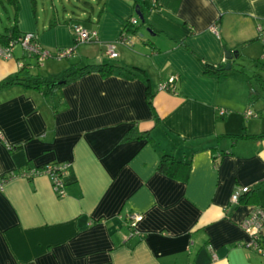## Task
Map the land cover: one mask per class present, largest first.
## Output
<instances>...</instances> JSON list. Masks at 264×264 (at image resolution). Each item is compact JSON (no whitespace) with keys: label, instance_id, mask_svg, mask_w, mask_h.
I'll return each instance as SVG.
<instances>
[{"label":"crops","instance_id":"0c3cea01","mask_svg":"<svg viewBox=\"0 0 264 264\" xmlns=\"http://www.w3.org/2000/svg\"><path fill=\"white\" fill-rule=\"evenodd\" d=\"M134 1H84L79 16L60 18L54 9V23L46 24L36 0H18V30L35 33L42 47H71L74 23L98 40L40 65L15 47L0 57V80L20 63L24 74L49 75L105 61L138 66L150 80L147 89L138 78L91 72L58 95L18 85L0 91V264H264L241 226L254 207L264 209V138L225 136L264 133V88L252 84L251 92L236 69L205 74L202 66L236 50L234 67L257 71L264 0H139L145 20L130 34L124 25L136 15ZM124 32L130 45L119 40ZM174 76L175 92L158 89ZM163 153L190 162L185 180L157 170ZM51 163H69L62 197L48 175L20 176ZM240 187L256 189V197L232 204ZM135 214L141 219L132 231L128 216Z\"/></svg>","mask_w":264,"mask_h":264},{"label":"trees","instance_id":"16d2710c","mask_svg":"<svg viewBox=\"0 0 264 264\" xmlns=\"http://www.w3.org/2000/svg\"><path fill=\"white\" fill-rule=\"evenodd\" d=\"M9 4L12 5L14 13L13 18L11 19V24L9 27L5 28L4 31L0 32V47L2 48H9L11 44H15L19 37H21L26 32H20L17 28L16 24V15L18 10V0H8ZM134 6L137 11H140L143 14V11L146 7H144L139 0L134 1ZM155 3L151 4V7H154ZM150 8V5L147 7ZM134 18H136L135 22H132L131 19H129L126 24L124 25L125 32L130 34H136L139 25L141 26L140 19L137 18L136 15H134ZM52 24L53 22V16L51 17ZM145 20V19H144ZM137 23H139L137 25ZM77 24L74 23L73 26ZM152 28V27H151ZM153 30V29H151ZM123 33V36L126 35V33ZM34 38L37 39V35L34 34ZM15 47H19L16 45ZM15 47L11 48V56L13 54V51ZM23 50V49H22ZM25 57H32L35 58L33 55H28L24 50ZM239 55V53H238ZM233 59V58H232ZM231 60H224V62L218 63V64H208L203 63V71L205 74H224L228 70L225 68L226 66H230L231 69H236L237 71L241 73H245L247 76V82L250 86L251 92L254 91L253 85L254 82H258L259 86L261 88H264V75H261L259 70L264 71V63H259V61L255 60V67L257 71H254L253 74L249 75L246 73L245 70L242 69V65L239 64L240 67H234V64H232ZM25 65L23 64L17 73L8 75L5 78L0 80V91H2L5 88L18 85L22 86L28 89L37 90L40 93L51 96V95H58L59 90L67 83H70L80 77H82L85 74L91 73V72H98L102 76H108L114 73L122 74L127 78H138L140 79L146 86V88H149V77L146 71L138 66H129L125 64H118L114 61H105L101 63H86L84 65H76L71 64L68 68L63 70L60 73H54L49 75H42L39 73L36 74H24ZM252 78L254 80H252ZM147 102L149 105L150 110L153 113L154 120H158V115L155 112L152 98L153 93L147 92ZM226 137L230 138L233 142L242 140V139H260L264 138V133L256 134V135H248L244 133L239 134H225ZM215 160V157L213 158ZM51 164H57V163H51ZM47 165V164H45ZM45 165H42L40 167H43ZM30 167H26L24 170L29 169ZM190 168V162L185 160H180L175 158L173 155L169 153H163L158 161L157 164V170L166 176H168L171 179L175 180H185L188 176V171ZM256 189L249 190L245 193H243L239 199V203L241 201L247 202L249 200H252L256 197L255 195Z\"/></svg>","mask_w":264,"mask_h":264},{"label":"built area","instance_id":"2783aa9c","mask_svg":"<svg viewBox=\"0 0 264 264\" xmlns=\"http://www.w3.org/2000/svg\"><path fill=\"white\" fill-rule=\"evenodd\" d=\"M132 22L136 21V18L131 19ZM72 31L74 35V43L71 47L56 49L50 51L42 47L38 40L34 38L33 32H26L21 37L18 38L15 44H11V48L18 45L21 49H23L28 55L35 56L36 64L40 65L44 60L50 57L54 58H67L72 56L75 53V49L78 45L86 43L88 41L98 40L97 32L94 30H88L84 28L81 24H75L72 26ZM120 42H123L127 45H130L131 42L128 37L121 35ZM0 47V57L8 58L11 57V49ZM105 52L110 57H116L117 53L114 49V45L108 43L106 45ZM23 64L20 63L21 67ZM175 80H177V76L170 77L167 81L160 82L158 85L159 90H167L171 92H175ZM225 111H221L223 114ZM247 116H257L256 113H253L251 110L246 111ZM69 163H58V164H47L43 167H30L27 170H23L20 173V176L26 179H32L33 177L41 174L48 175L52 182V187L54 192L58 197H62L64 192V181L62 177L68 172ZM3 178L0 179V188L2 187ZM249 187H240L233 190L230 196V202L232 204H238L241 195L247 192ZM141 219V215L135 214L128 216V225L132 231H134L136 221ZM241 226L245 229V231L250 235L251 241L248 244V247L254 248L261 256H264V248L259 245L260 232L262 226H264V209L261 207H254L250 213L241 221Z\"/></svg>","mask_w":264,"mask_h":264},{"label":"rangeland","instance_id":"374dc122","mask_svg":"<svg viewBox=\"0 0 264 264\" xmlns=\"http://www.w3.org/2000/svg\"><path fill=\"white\" fill-rule=\"evenodd\" d=\"M84 1H88V0H36L38 20L40 23L45 22L46 24H48L50 18L52 16L54 17V9L58 11L60 18H61V15H64L66 13L74 17L79 16L80 10L82 9L84 5L83 3ZM12 18H13L12 5L9 4L8 0H0V32L4 31L5 28L10 26ZM141 32L145 36H147L145 29L142 27H141ZM50 58L53 59L54 57H50ZM62 60H66V59L63 58ZM246 68L247 69L245 71L247 74L251 75L254 72V71H251L249 67H246ZM252 80L254 79L252 78ZM254 84L256 88H259L258 82H254ZM253 97L254 96L252 95L251 100L253 99Z\"/></svg>","mask_w":264,"mask_h":264},{"label":"water","instance_id":"95a60500","mask_svg":"<svg viewBox=\"0 0 264 264\" xmlns=\"http://www.w3.org/2000/svg\"><path fill=\"white\" fill-rule=\"evenodd\" d=\"M136 15L138 16V18L141 20V21H143L144 20V17H143V14L140 12V11H137L136 10ZM225 57H226V59H228V60H231L232 58H237L238 57V51H236V50H227V51H225ZM227 70H229L230 69V66L228 65V66H226L225 67Z\"/></svg>","mask_w":264,"mask_h":264}]
</instances>
